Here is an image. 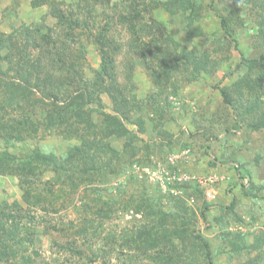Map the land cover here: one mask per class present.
<instances>
[{"label": "rangeland", "instance_id": "rangeland-1", "mask_svg": "<svg viewBox=\"0 0 264 264\" xmlns=\"http://www.w3.org/2000/svg\"><path fill=\"white\" fill-rule=\"evenodd\" d=\"M160 1L166 0H0V30L5 33L22 26L46 32L47 27H57L53 7L72 10L82 22L76 32L81 34L86 55L79 68L97 89L104 110L115 113L109 94L95 84L94 71L101 66L102 52L100 45L88 38L90 33L108 29L111 71L124 92L135 97L132 118L143 119L145 127L144 132H138L136 124L126 122L141 137L140 152L111 180L82 184L77 190L65 185L53 207L34 212L36 218L31 224L38 228L29 252L41 264H157L127 241L136 227L147 221L145 210L137 211L135 204L144 192L179 219L193 218L191 228L210 242L214 264H248L253 260L254 264H264V191L247 195L243 187L244 177L256 185L264 182V126H256V111L244 112L254 95L264 99V88L244 90L245 98L235 103L237 109L226 102L220 90L225 86L239 94L234 85L241 76L236 71L240 53L247 58L264 55V36L258 33L264 8L256 0L242 5L234 0H202L203 15L188 27L181 13L172 14ZM217 11L233 17L230 35L221 26ZM139 12L137 29L149 27L160 39V46L164 34L169 33L181 47L200 54L209 52V70L194 75L191 63L178 56V67L172 65L169 80L164 73L162 82L156 83L158 64L148 68L139 53L142 41L150 44L152 35L141 32L139 46L129 22L121 20L122 15ZM198 26L200 29L195 28ZM195 29L203 35H190ZM259 69L255 68L253 75ZM247 74L244 70L243 75ZM109 75L110 71L105 74L106 83L112 81ZM43 116L44 111L39 110L35 118L41 120ZM92 118L98 122L101 116L93 113ZM26 134L17 142L19 150L39 145L63 157L68 145L79 143L43 126L36 137ZM113 145L120 149L123 141ZM50 176L47 173L44 179ZM208 191L216 198L209 197ZM15 199H22L19 177L0 174V202ZM233 201L235 205L229 208ZM102 206L105 214L100 213ZM236 239L244 240L247 249L233 254L231 241ZM178 251L184 255L178 263L187 264L184 258L189 261L190 248L180 245ZM200 264L210 263L201 256Z\"/></svg>", "mask_w": 264, "mask_h": 264}, {"label": "trees", "instance_id": "trees-1", "mask_svg": "<svg viewBox=\"0 0 264 264\" xmlns=\"http://www.w3.org/2000/svg\"><path fill=\"white\" fill-rule=\"evenodd\" d=\"M234 1L240 3V0ZM256 3L262 4L264 8V0H256ZM159 4H163L172 14L181 13L188 27L203 15L205 6L202 0H166ZM52 12L58 19L57 27H47L46 32L42 28L32 30L28 26L14 29L10 33L0 30V174L17 175L22 190L21 200L0 202V264H41L29 252L38 228L37 224H31L36 218L34 212L53 207L59 194L66 190L65 185L77 190L82 184L94 183L96 180L106 183L111 180L140 152L138 141L141 137L129 129L126 122L136 124L138 132L145 131L143 119L132 118V100L135 97L124 92L115 73L111 71V62L107 57L109 50L106 48L108 29L90 33L88 38L92 37L102 52L101 66L94 71L95 84L103 87L101 92L109 94L115 113L104 110L97 89L92 87L93 84L79 68V64L86 59L85 47L80 41L81 34L76 32L82 22L74 17L72 10L67 12L60 7H53ZM217 13L225 33L230 35L233 17L231 14ZM136 16L139 17L140 12L138 15H122L121 20L129 22L131 32L137 35L134 36L136 43L140 42L141 32L152 35L150 44L142 41L139 53L148 68H153L154 63L158 64L159 68L154 70L156 83L162 82L164 73L169 80L173 67H178V56L191 63L194 75L201 70H209V52L200 54L196 50L181 47L180 42L169 33L164 34V44L160 46V39L152 30L149 31V27L142 25V28L137 29L139 23ZM83 23L84 27L88 26L86 20ZM195 28L200 29L199 26ZM198 31L195 29L189 34L202 36L203 32ZM258 33L264 36V17L260 19ZM154 47L157 49L154 50ZM240 54L236 71L241 76L234 85L240 90L238 96L229 87L220 88L226 102L236 109V101L245 98L244 90L264 88V55L247 58L243 53ZM255 68H260L256 76L253 75ZM244 70L249 74L243 75ZM108 71L112 81L106 83L105 74ZM93 103L97 104L95 108ZM246 109L244 112L247 114L251 110L256 111V126H264V99L254 95ZM39 110L44 111L41 120L35 118ZM93 113L101 116L100 121L93 120ZM42 126L67 139L75 138L79 143L68 145L63 157L39 145L20 150L17 148V142L26 133L31 138L36 137ZM120 140L123 145L119 149L113 143ZM47 173L52 176L45 180ZM243 187L247 195L255 194V191H264V182L256 185L248 181ZM98 198L102 200L101 196ZM135 204L137 211L145 210L147 221L137 226L127 241L136 250H144L145 259L156 261L157 264H180L178 261L184 257L178 251L181 245L184 249L189 247L192 253V256L188 255L189 261L188 257L184 258L187 264H200L201 256L214 264L210 242L191 228L193 218L189 216L179 219L173 212L162 209L147 192L135 200ZM234 205L235 201L229 208ZM99 210L105 214L104 206ZM201 213L207 217L205 210ZM231 242L233 254L247 249L244 240ZM152 249L154 255L150 253ZM131 260L137 259L131 257ZM253 261L248 264H254Z\"/></svg>", "mask_w": 264, "mask_h": 264}, {"label": "built area", "instance_id": "built-area-1", "mask_svg": "<svg viewBox=\"0 0 264 264\" xmlns=\"http://www.w3.org/2000/svg\"><path fill=\"white\" fill-rule=\"evenodd\" d=\"M244 183H248V178L244 181ZM208 196L211 197L212 199L216 198V194L213 193L212 191L207 192Z\"/></svg>", "mask_w": 264, "mask_h": 264}, {"label": "clouds", "instance_id": "clouds-1", "mask_svg": "<svg viewBox=\"0 0 264 264\" xmlns=\"http://www.w3.org/2000/svg\"><path fill=\"white\" fill-rule=\"evenodd\" d=\"M240 4H241V5L243 4V0H240Z\"/></svg>", "mask_w": 264, "mask_h": 264}]
</instances>
